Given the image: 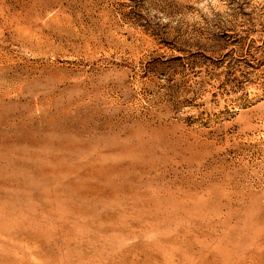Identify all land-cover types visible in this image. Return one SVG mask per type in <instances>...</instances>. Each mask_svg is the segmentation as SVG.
<instances>
[{
    "label": "rangeland",
    "instance_id": "374dc122",
    "mask_svg": "<svg viewBox=\"0 0 264 264\" xmlns=\"http://www.w3.org/2000/svg\"><path fill=\"white\" fill-rule=\"evenodd\" d=\"M0 264H264V0H0Z\"/></svg>",
    "mask_w": 264,
    "mask_h": 264
}]
</instances>
